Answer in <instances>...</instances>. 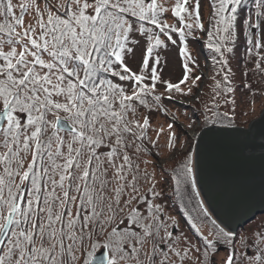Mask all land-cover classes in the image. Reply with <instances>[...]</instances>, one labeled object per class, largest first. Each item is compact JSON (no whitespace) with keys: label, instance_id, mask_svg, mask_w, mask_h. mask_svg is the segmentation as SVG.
Masks as SVG:
<instances>
[{"label":"snow or ice","instance_id":"1","mask_svg":"<svg viewBox=\"0 0 264 264\" xmlns=\"http://www.w3.org/2000/svg\"><path fill=\"white\" fill-rule=\"evenodd\" d=\"M208 2L206 27L202 0H0V264H264V223L249 236L213 221L215 239L192 244L169 230L155 173L140 168L144 142L155 146L165 129L152 140L139 108L167 114L165 99L199 98L189 38L206 37L219 65L206 125L234 124L218 101L236 103L229 54L242 36L264 76V0L247 13L246 0ZM169 45L182 57L176 83L163 78ZM176 141L169 124L167 147ZM197 167L188 151L172 169L177 195H200ZM221 242L228 254L218 261Z\"/></svg>","mask_w":264,"mask_h":264},{"label":"rangeland","instance_id":"2","mask_svg":"<svg viewBox=\"0 0 264 264\" xmlns=\"http://www.w3.org/2000/svg\"><path fill=\"white\" fill-rule=\"evenodd\" d=\"M250 11L254 12V8H252ZM210 13V7L208 0H202V15L204 17L205 25L207 27V17ZM170 15V14H169ZM172 22V21H170ZM201 34L199 32L196 33V36H200ZM262 36H264V32H262ZM137 39L141 41L140 46L137 48L136 51V57L135 60H129L131 66L136 69L139 66V61L142 57L143 53V46L145 44V41L142 37L137 36ZM206 40V37L202 39H191L188 40V43L191 42V45H189L190 51L192 53V56L195 58L196 63L199 65V68L196 70V75H202V80L199 82V88H194L193 93L194 96L199 97L198 99L193 97H183V96H177L171 102L173 104H168L169 109H167V114H165L163 111H156L153 110L149 112L147 109L140 107L138 111V118H143V116H148L151 121V128L148 131L149 137H151L152 140L157 139V132L156 130L160 127H163L165 129V132L160 135L158 143L154 146L157 148L158 151L156 153L154 152V147L152 143H147L146 152H142V155L140 157L142 158V161H148V164H145V167L147 170L152 171L155 173V178L157 181H160L164 178L163 173L167 172L170 173L173 168L177 167L179 165V162L184 158V155L191 151L193 143H195L197 136L199 133L205 129V116H211V113L207 112L205 109V105H211L212 103V96L214 95L212 93V85L214 83H208V85L205 86V81L210 80L212 81L213 76H215V79H217L215 74H212L211 71V62L210 59L207 57L208 49L205 48L204 42ZM178 45L180 44L177 43ZM179 47L178 46H169L167 50H160L159 54L162 58V64L163 61L166 59L167 64L163 68V78L171 80L173 83H176L180 80L183 70H182V57L179 54ZM230 64V61H229ZM252 69V68H251ZM236 78V79H235ZM221 76H219L220 80ZM256 76L252 75L249 80H255ZM232 80V87L235 89V91L228 95L229 99L234 98L235 99V105L232 104H224L223 99H220L218 102L220 103L221 107L219 111L221 113L223 112H229L230 116L236 117L239 115L238 119H242L249 122L248 125H245L246 128L249 126V124L258 119L260 115L262 114L264 110V92L261 94L260 97L257 98H251L249 100V103L247 105H241L240 106V99L238 96L239 91H242L239 89L237 90V85H235L236 82H238V86L242 85L245 86L244 83L245 77L238 75L231 76ZM214 81V80H213ZM246 88V87H245ZM159 91H163V85L158 86ZM204 89V90H203ZM201 93H204V96L201 97ZM250 98V97H249ZM247 98V100L249 99ZM201 101L200 109L202 110L198 114L196 113V108L199 106L197 105V102ZM170 102V103H171ZM233 107L235 108L234 113L232 112ZM172 124L174 131L176 133L177 137V147L176 149H169L167 147V133H168V125ZM175 153V155H173ZM147 154L150 155V157H147ZM151 160V161H149ZM143 162H141L142 164ZM169 190V188H168ZM177 216V215H176ZM178 217V216H177ZM198 225H196L200 229V234L208 236V239L211 240L215 238V233L217 230L213 229L209 224H206L203 222L201 224L200 222L196 221ZM264 223V214L257 216L251 224L249 223L246 226V229H240L241 232L239 234H246L251 235L253 231L257 228V225ZM191 226L193 224H190ZM189 226V228H191ZM181 231L188 232V227H182L179 226ZM236 232V233H238ZM227 255L226 252L218 251V254L216 256V259L218 261H222V259Z\"/></svg>","mask_w":264,"mask_h":264},{"label":"water","instance_id":"3","mask_svg":"<svg viewBox=\"0 0 264 264\" xmlns=\"http://www.w3.org/2000/svg\"><path fill=\"white\" fill-rule=\"evenodd\" d=\"M195 160L200 195L222 227L238 232L264 214V110L247 128L203 129Z\"/></svg>","mask_w":264,"mask_h":264},{"label":"trees","instance_id":"4","mask_svg":"<svg viewBox=\"0 0 264 264\" xmlns=\"http://www.w3.org/2000/svg\"><path fill=\"white\" fill-rule=\"evenodd\" d=\"M252 8H253L252 7V0H246L245 12L246 13L249 12ZM245 31H246V29H245ZM261 35H262V33H261ZM174 38L177 39V43L180 42L177 37L174 36ZM246 38H247L246 35L242 36L241 39L237 42V46H236L234 52L229 54V61H230L229 66L232 68V76H234V75H237V77H238V75L243 76V77H245L244 83L252 85V91H250L247 87L245 88V86H242V85L238 86V82L235 83V85H237L236 91H239V89L242 90V91H239V93H238V96L240 99V106L241 105L246 106L247 103H249V100H251V98L260 97L261 94L264 92V83H262V82H264V76H260L253 71L256 58L255 57L249 58L246 55V48L244 46V41L246 40ZM191 39L195 40V38H189V40H191ZM188 44L191 45V42ZM169 46H172V45H169ZM206 53H207L206 54L207 57L210 59V62H211V71L213 72L212 74H216V72L219 69V65H217L212 59L214 54L209 49H208V52H206ZM129 66H131L130 62H129ZM181 66H182V63H181ZM134 70H136V69H134ZM182 70H183V68H182ZM245 73H247V75H245ZM252 75L256 76L255 80H249ZM182 76H183V74H182ZM182 76H181V78H182ZM216 77H217V79H219V76H216ZM164 79H165V77H164ZM208 83L209 84L214 83V81L213 80L212 81L206 80L205 86L208 85ZM162 90H164V89H162ZM201 94H202L201 97H203L204 93H201ZM247 98H249V99L247 100ZM148 99H149V102H151V97H149ZM170 102L171 101L165 99L163 101V104L167 108L168 104H173L172 102L171 103ZM197 105H199L196 108L197 109L196 113L198 114L199 112L202 111L200 109L201 101H198ZM167 109H169V108H167ZM61 115H63V114H61ZM238 118H239V115L234 117V124L233 125H229L228 121L225 120L223 123H217L215 126L216 127H246L245 125H248L247 123L249 122V120L245 121V120L238 119ZM50 119H51V117H50ZM210 126L211 125H206V127H210ZM147 143H148V141H145L144 145L147 146ZM195 143H196V141H195ZM195 143H193L192 149H191V152L194 154V158H195ZM154 149H155L154 152L156 153V151H158V150L155 147H154ZM130 154H131V150H130ZM141 155H142V153L140 154V156ZM147 157H150V155L147 154ZM133 158L135 159V156ZM142 158L143 157H140L139 162H140V168L143 170L146 167H145L144 163L141 164V162H143ZM149 161H151V160H149ZM147 171L149 173H153L152 171H149V170H147ZM163 175H164L163 179H161L160 181L156 180L157 181L156 190L161 192V194H162L161 198H157L156 202L161 203L164 206V211L166 213V215L164 217H162V219L166 220L167 223L169 225H171L173 223V220H168V217L174 218L176 226L174 228H172V227L169 228L170 231L174 232V235H178L181 237H187V239L192 244H195L197 246L202 245V243H203L202 237L206 236V235L197 233L196 229L193 228V226H191L190 224L198 225V223L196 221L200 222L201 224H203V222H204V223L209 224L212 227H214L213 229L217 230L215 225L213 224V221H215L216 225H219L220 227H222V226L219 224V222L214 218V216L208 210V208L205 205L201 195H199L197 197V196H195V193L191 190L182 191V193L180 195H177L175 192V180H174V174L172 173V171L170 173L164 172ZM141 184H142V191H146L151 186L150 184L144 183L143 181H141ZM168 188H169V190H168ZM200 201H203L202 207L200 205ZM203 209H207V215L204 214ZM179 226L188 227L189 233H187L186 231H181ZM189 226H191V228H189ZM242 229L244 230V229H246V227L242 228ZM239 232H241V231L239 230ZM239 232L237 234H239ZM206 237L208 238V236H206ZM213 239H215V238H213ZM213 239H211V240H213ZM217 248H218V251H223V252H226L228 254V252H227L228 246L223 244L222 242L217 245ZM102 250H104V248L98 249L96 254H98ZM247 251L250 254L254 253L255 247L253 246V247L249 248Z\"/></svg>","mask_w":264,"mask_h":264}]
</instances>
